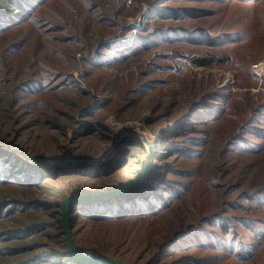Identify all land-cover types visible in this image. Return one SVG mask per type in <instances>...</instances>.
Listing matches in <instances>:
<instances>
[{"label": "rangeland", "instance_id": "obj_1", "mask_svg": "<svg viewBox=\"0 0 264 264\" xmlns=\"http://www.w3.org/2000/svg\"><path fill=\"white\" fill-rule=\"evenodd\" d=\"M25 4L28 19L0 34V148L55 170L22 184L0 161V199L27 204L0 216V264H51L66 252V197L141 181L128 195L152 189L163 199L156 211L111 216L105 202L85 206L89 217L70 213L80 250L124 264H264V0ZM108 154L107 172L85 164ZM44 222L28 238L6 237Z\"/></svg>", "mask_w": 264, "mask_h": 264}, {"label": "trees", "instance_id": "obj_2", "mask_svg": "<svg viewBox=\"0 0 264 264\" xmlns=\"http://www.w3.org/2000/svg\"><path fill=\"white\" fill-rule=\"evenodd\" d=\"M25 1L26 0H0V3L1 2L5 3V8L2 9L0 7V34H5L6 32H10L12 30L18 29L21 26V24L24 23L28 19V15L30 13V8L32 5H26ZM242 1H255V0H242ZM42 4H43V1L41 2L40 5H42ZM151 8H153L152 9L153 11L157 10L154 6H151ZM21 13H23V17H20ZM174 13L180 14L179 11H174ZM139 37L141 38L142 36L139 35ZM201 38H207V37L199 34L197 36V41H199ZM112 44H110V46ZM208 62H209L208 60L201 59L197 62V64H200L202 66H208L209 65ZM132 146H133V148H136V150H138V151H141L143 148L140 143H135ZM8 158L11 160V164L9 165V170H10L9 177H8L9 180L16 179L18 182H20L22 184L24 182H31L32 185H35V183H37L38 180H40L39 176H41L43 172H49V174H51L52 171L55 170V168L53 169V167H51V166H45L42 169H40V167H36L35 164H32L30 162L26 163V161L21 159L20 157H17L13 153L0 148V161L5 162L6 159L9 161ZM100 164L101 165L99 167H97L98 174H100L102 172H107L108 167H106V166L108 164L105 162L100 163ZM26 168H28V170H29L28 174L26 172H24V169H26ZM37 168H39V169H37ZM20 169H21V171H19ZM80 170H81V168H76L77 172H80ZM34 171L40 172V175L38 176V178L34 177L35 176V175H33ZM1 178H2V175H0V180H1ZM0 182L4 183L5 180L3 179ZM148 190H146L147 192H145V191L138 192V193H134L133 195L127 194L123 197H112L109 199L90 201L88 203L87 202L74 203L71 206V214L74 213L76 215V214H79V211H85V213H83L84 217H89L90 214H88V211L84 210V209L86 208V209L90 210L93 207H91V206L85 207V206H87L88 204H91V203H95V206L99 205L102 210H105V208H106L105 202L106 203H109V202L114 203V209H112L110 211L112 213L111 216L116 215L118 217L119 215H129V214L131 215L133 212H137L139 214H142L145 211L153 212V211L157 210L159 202H161V201L163 202V199H160L159 196L155 192H153L152 189H148ZM260 194H263L262 198H264V192H262ZM6 199L7 198L0 199V216L2 215V213L4 211L13 210L11 208H16L19 206L23 207V206L27 205L22 200H14V199L6 200ZM253 199L258 200L257 194H256V196L253 197ZM136 200H139V202H141V203L143 202V205L139 207L138 203H136ZM126 201H127V203H126ZM41 206L51 207V205H49V204H44ZM60 206H61V204H60ZM105 213H106L105 215H98V217L111 218V216L107 215V212H105ZM70 219H71V223H72L73 217L72 218L70 217ZM243 221L245 223H247V227L251 230V232H253L254 235L259 233L256 231L254 226H251L249 224V221H247V220H243ZM219 224L224 230L227 229L224 219H220ZM45 226H47V223H45V222L42 224H37V223L36 224H22L20 227L11 228L10 230H8L6 237L12 238V239H14V238H18V239L28 238V237L38 233L39 231H41ZM255 232H257V233H255ZM61 235H62V232H61ZM231 244L234 245L233 240H231ZM242 246H243V243L240 241L239 247H237L239 253L242 251ZM13 248H14L13 250L17 249L16 246ZM21 249L22 248H19V250H21ZM19 250L11 252V254H12L11 256H15V255L19 254L21 252ZM82 251L85 253H89V252H86L84 250H82ZM48 258L49 259L51 258L50 259L51 264H59L58 261H61V259H63V260L67 259L68 262H70V264H79V263L74 262L72 259H70L67 255V252H64L63 254L62 253H53V255H48ZM40 260H41V258L25 259V261H21L20 263L21 264H40ZM52 262H55V263H52Z\"/></svg>", "mask_w": 264, "mask_h": 264}, {"label": "water", "instance_id": "obj_3", "mask_svg": "<svg viewBox=\"0 0 264 264\" xmlns=\"http://www.w3.org/2000/svg\"><path fill=\"white\" fill-rule=\"evenodd\" d=\"M109 154L105 155L102 159L98 161H91V162L89 161L85 164L94 165L95 163L96 164L103 163L107 161ZM149 160H150V152H149V156L147 157V160L145 163L146 165L145 171L147 167L149 166ZM43 163L48 166L53 165V164H48L46 162H43ZM142 185H143V181H141V183H139L135 187H132L128 190L121 191V192L112 191V192H109L103 195L92 194V195H85V196H80V197L69 196L65 198L63 202L61 203L59 216H60L61 232L63 235L64 246H65L68 257L72 259L74 262L79 263V264H124L123 262L113 257L104 255V254L85 253L82 250H80L79 247H77L72 237V223L70 219L71 206L72 204L77 203V202L103 200V199H109L112 197L120 196L121 194H126V193L129 194L131 192H135L141 189Z\"/></svg>", "mask_w": 264, "mask_h": 264}]
</instances>
